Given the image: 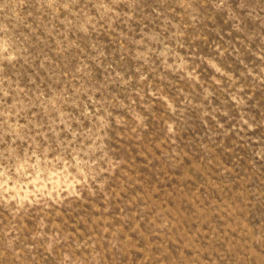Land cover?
Wrapping results in <instances>:
<instances>
[{
	"label": "rangeland",
	"instance_id": "1",
	"mask_svg": "<svg viewBox=\"0 0 264 264\" xmlns=\"http://www.w3.org/2000/svg\"><path fill=\"white\" fill-rule=\"evenodd\" d=\"M0 264H264V0H0Z\"/></svg>",
	"mask_w": 264,
	"mask_h": 264
}]
</instances>
